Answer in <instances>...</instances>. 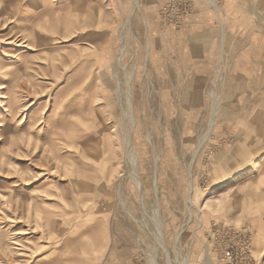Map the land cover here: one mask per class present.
<instances>
[{
  "label": "rangeland",
  "instance_id": "obj_1",
  "mask_svg": "<svg viewBox=\"0 0 264 264\" xmlns=\"http://www.w3.org/2000/svg\"><path fill=\"white\" fill-rule=\"evenodd\" d=\"M171 1L161 22L180 29L196 6L168 19ZM39 2L0 0V264H86L102 235L122 253L111 264H264L248 198L264 177L254 162L243 174L241 132L201 113L194 83L147 79L132 17L105 57L102 17ZM241 231L250 255L232 263L222 248Z\"/></svg>",
  "mask_w": 264,
  "mask_h": 264
},
{
  "label": "crops",
  "instance_id": "obj_2",
  "mask_svg": "<svg viewBox=\"0 0 264 264\" xmlns=\"http://www.w3.org/2000/svg\"><path fill=\"white\" fill-rule=\"evenodd\" d=\"M166 1L72 0L71 10L76 16L85 15L89 27H95L98 17H102V29L91 32L102 33L105 57L110 51L117 54L124 49L123 27L125 20L132 17L133 26L141 25L146 37L147 60L153 72V77L146 74L147 79L153 83H194L201 113L218 110L221 129L241 132L243 150L238 160L243 174L247 172L244 167L254 162L260 163L256 176L264 177V0H192L196 10L180 29L162 24L160 8ZM215 1H220L221 6L215 8ZM52 2H39L42 15L58 8ZM31 14L28 11L26 15ZM106 63L107 59H102V64ZM179 97L182 99L183 93ZM222 169L229 171V165ZM223 187L216 190L223 192ZM259 193L264 194V188ZM247 197L243 196V202ZM248 198L250 210H258L251 217L256 229L255 250L262 251L264 198ZM98 240V248L85 252L86 264H111L110 259H122L121 251L107 249L105 235ZM76 257L79 262L80 255ZM50 264H56L55 260Z\"/></svg>",
  "mask_w": 264,
  "mask_h": 264
},
{
  "label": "built area",
  "instance_id": "obj_3",
  "mask_svg": "<svg viewBox=\"0 0 264 264\" xmlns=\"http://www.w3.org/2000/svg\"><path fill=\"white\" fill-rule=\"evenodd\" d=\"M188 3L187 4H182L181 0H172L169 2L164 10H165V16L170 19L172 16V13L176 10H180V13H178L177 18L181 19L183 21V18L185 17L186 13L185 11L193 9L192 3L189 0H185ZM185 13V14H184ZM226 233L228 234H234V229L232 228H227ZM249 243H248V236L244 231L241 232H236V240L233 241L232 244H227L222 248V252L224 253L225 257L229 259V261L235 262L238 261L239 259V252L242 254L245 253L247 256L250 254V249H249Z\"/></svg>",
  "mask_w": 264,
  "mask_h": 264
},
{
  "label": "bare ground",
  "instance_id": "obj_4",
  "mask_svg": "<svg viewBox=\"0 0 264 264\" xmlns=\"http://www.w3.org/2000/svg\"><path fill=\"white\" fill-rule=\"evenodd\" d=\"M210 259V258H209ZM208 259V264H214L213 262H212V259L211 260H209Z\"/></svg>",
  "mask_w": 264,
  "mask_h": 264
}]
</instances>
